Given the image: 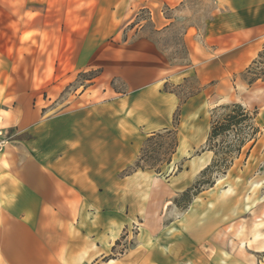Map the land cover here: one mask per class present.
<instances>
[{
    "label": "crops",
    "instance_id": "crops-1",
    "mask_svg": "<svg viewBox=\"0 0 264 264\" xmlns=\"http://www.w3.org/2000/svg\"><path fill=\"white\" fill-rule=\"evenodd\" d=\"M59 1L58 12L50 9L59 15L61 43L70 51L66 64L101 73L76 105L67 101L56 116L40 117L32 88L15 92L18 107L4 110L9 140L0 150V264H174L146 243L114 253L123 235L131 238L126 232L140 214L134 211L148 205L138 180L145 170H125L148 134L172 126L180 98L166 85L197 76L203 86L182 107L195 113L209 97L205 85L222 87L258 58L264 0H211L204 29L192 25L184 35V66L171 64L142 36L145 20L137 18L149 11L161 31L176 22L186 0ZM259 92L264 97V87ZM45 122L49 133L42 137L37 130Z\"/></svg>",
    "mask_w": 264,
    "mask_h": 264
},
{
    "label": "rangeland",
    "instance_id": "rangeland-1",
    "mask_svg": "<svg viewBox=\"0 0 264 264\" xmlns=\"http://www.w3.org/2000/svg\"><path fill=\"white\" fill-rule=\"evenodd\" d=\"M48 6L56 10L60 1L0 0L2 139L9 140L3 129V119L8 115L4 110L18 107L13 104L15 92L32 88L33 104L45 119L58 115L67 101L76 105L77 96L101 73V69L84 71L66 64L70 51L64 50L61 43V21L58 13L46 10ZM213 8L211 0H186L176 22L157 32L149 11L142 10L137 19L145 20L142 36L156 42L171 64L184 66L189 64L184 35L192 25L203 30ZM163 12L173 16L166 7ZM256 61L255 71L264 72V57ZM243 77L249 80L255 76L244 71L232 73L222 87L205 85L209 93L206 106L195 113L194 107L187 111L182 108L178 150L162 173L147 169L139 174L143 193L148 195L147 209L134 211L140 214L126 232L131 238L123 235L114 253L123 254L146 243L150 251L163 253L166 261L174 264H264V97L259 92L264 83L260 79L248 85ZM112 83L121 89L119 81ZM202 86L198 77L191 75L182 84L167 88L185 98ZM231 102H241L252 110L258 108L256 120L261 132L256 143L247 153L249 142L224 175L214 173L216 183L212 187L205 188L190 204L177 206L174 198L196 181L213 157L211 151L202 152L212 109ZM46 125L37 130L42 137L49 133ZM168 201L171 203L166 206Z\"/></svg>",
    "mask_w": 264,
    "mask_h": 264
},
{
    "label": "trees",
    "instance_id": "trees-1",
    "mask_svg": "<svg viewBox=\"0 0 264 264\" xmlns=\"http://www.w3.org/2000/svg\"><path fill=\"white\" fill-rule=\"evenodd\" d=\"M188 55V50L186 51ZM258 57H264V49ZM188 58V57H187ZM254 62L244 70V73L254 74L255 77L243 80L248 85H252L258 80L264 81V72H256ZM167 88V85L165 86ZM172 92H175L171 90ZM200 92L197 90L190 96ZM176 93V92H175ZM178 95V93H176ZM187 96L180 98V103L173 114L172 126L154 131L147 135L140 148L134 164L125 170V174H130L139 169L153 170L162 173L163 168L169 165L179 147L178 130L180 125V115ZM258 108L253 110L241 102H231L217 105L211 111L210 129L206 138L203 151H211L213 157L211 162L200 172L196 181L174 198L173 202L177 206L190 204L191 201L205 188L212 187L216 182L214 173L224 175L234 164V160L240 156L243 148L249 143L247 153L256 143L261 132L257 124ZM181 171V167L178 168Z\"/></svg>",
    "mask_w": 264,
    "mask_h": 264
},
{
    "label": "built area",
    "instance_id": "built-area-1",
    "mask_svg": "<svg viewBox=\"0 0 264 264\" xmlns=\"http://www.w3.org/2000/svg\"><path fill=\"white\" fill-rule=\"evenodd\" d=\"M1 134H2V132L0 131V136H1ZM7 141H8V139L6 140V139H2V138H0V150H1L2 146H3Z\"/></svg>",
    "mask_w": 264,
    "mask_h": 264
}]
</instances>
